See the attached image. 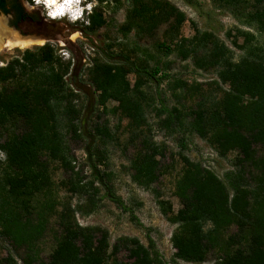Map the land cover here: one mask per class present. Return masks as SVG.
I'll list each match as a JSON object with an SVG mask.
<instances>
[{
	"label": "trees",
	"instance_id": "1",
	"mask_svg": "<svg viewBox=\"0 0 264 264\" xmlns=\"http://www.w3.org/2000/svg\"><path fill=\"white\" fill-rule=\"evenodd\" d=\"M212 1L264 35V0ZM0 7L5 14L13 13L12 25L21 17L34 19L21 0H14L9 8L6 0H0ZM186 20L185 12L168 0H134L121 32L124 36L133 31L138 36H152L168 25L158 50L164 55L176 52L199 70L216 69V83L228 85V89L220 97L207 94L201 84L188 89L185 80L173 78L169 65L162 68L155 62L152 66L150 59L156 58L148 50L142 51V59L126 54L121 63L95 60L88 69V80L97 92L92 124L97 144L92 155L96 166L103 164L106 153L101 145L116 140L110 116L127 119L135 135L133 142H139L130 159L132 180L146 189L158 182L166 148L147 130L150 102L143 90L153 79L158 87L156 111L161 128L196 134L221 157L237 153L224 178L181 154L183 168L176 181L181 207L173 212L169 202L159 201L163 214L176 225L171 238L176 249L173 261L264 264V42L257 41L253 32L237 28L234 35L232 30L227 32L232 38L228 45L194 22V34L184 37L180 31ZM89 21L84 28L88 33L103 27V10L95 8ZM233 48L242 51L237 60ZM71 67L72 62L58 55L51 43L25 50L0 66V149L4 153L0 159V240L12 248L0 258V264H18L16 257L22 264H165L151 236L147 245L129 236L112 243L107 229L83 226L77 220V213H91L108 198L139 222L117 194L112 173L104 170L89 178L83 170H76L72 143L83 140L82 109L78 92L67 80ZM130 74L135 75L133 84ZM163 85L174 93H197L195 105L169 106ZM181 143L185 145L184 139ZM55 163L68 174L64 186L86 204H61L52 178ZM102 190L104 194L99 196ZM52 216L58 227L56 247L45 262L39 242ZM231 225L237 231L227 234Z\"/></svg>",
	"mask_w": 264,
	"mask_h": 264
},
{
	"label": "rangeland",
	"instance_id": "2",
	"mask_svg": "<svg viewBox=\"0 0 264 264\" xmlns=\"http://www.w3.org/2000/svg\"><path fill=\"white\" fill-rule=\"evenodd\" d=\"M133 1L120 0L100 4L98 0H95L96 6L93 8V12L95 8L103 10L106 24L94 33H88L84 29L88 23L82 21L72 23L67 16L52 19L47 16L43 5L29 10L21 0L26 12L32 15L34 19L22 23L19 31L23 34L36 35L34 37H39L38 39H42V42L27 48L3 46L0 49V66L6 65L8 61L25 50H35V48L46 43H51L58 55L72 62L67 80L79 95L78 104L82 109L81 132L83 134V140L72 143L76 156V170H83L84 175L89 178L94 175L98 176L104 170L112 173L111 182L117 194L122 196L126 204L133 209L134 215L139 220V222L135 220L130 212L123 211L108 198H103L95 211L88 214L77 213L78 222L83 226H98L107 229L112 243H115L120 237L129 236L136 237L147 245L148 236H151L165 264H168L169 261H172V264H179V262L173 261L175 251L171 241L176 225L171 223L163 214L159 201L169 202L173 212L181 207L180 200L176 195V181L183 168L181 154L193 161L201 162L204 166L215 171L221 178H224L225 173L232 169L237 153L232 151L226 157H221L214 147L196 134L183 131L170 132L161 128L156 111L158 87L153 79H149L143 87L150 102L146 108L147 130L157 143L166 148V157L162 162L163 173L158 182L153 184L150 189H146L132 180L130 159L135 154L139 142H133L135 135L129 130L127 119L122 120L110 116L109 119L116 140L105 146L101 145L106 153L105 161L96 166L92 149L97 144V138L92 131V124L95 120L97 92L88 80V69L95 60L110 63L124 62L123 58L126 54L134 59L137 56L142 59V51L148 50L156 58L155 60L150 59L152 66L155 62L161 63L162 68L169 65L168 69L173 78L185 80L189 84L188 89L194 90L197 84H201L202 89L207 94L220 97L223 91L228 89V85H223L221 82L216 83L215 80H218L216 69L199 70L194 67L191 60H182L176 52L164 55V52L159 51L157 44L164 40L162 34L168 25L161 26L152 36H138L134 31L128 36H124L121 32V26L126 20L127 11L131 8ZM168 1L185 12L187 16V20L180 31L184 37H191L194 34V22L200 29L217 34L228 45H231L232 38L227 36V32L232 30L234 35L237 28L253 32L258 38L257 41L264 42V35L256 31L255 26L237 20L231 10L214 5L212 0ZM28 2L31 4L32 0H28ZM0 19L5 22L8 28L11 27L7 16L0 13ZM85 19L89 20L87 13H85ZM242 42L243 39L240 36L239 43ZM233 49L235 50L234 59L237 60L242 55V51ZM63 53H67V57L62 55ZM129 78L133 84L135 75L130 74ZM161 88L166 103L171 107L189 108L195 105L198 98L195 92L189 93L188 96L181 90L174 93L166 85L161 86ZM182 139L185 142L184 146L181 143ZM0 159H4V153L1 149ZM52 171V178L61 204L68 202H71L73 206L78 202L86 204L83 198L79 195H73L64 186L68 174L58 164L52 165ZM96 184L103 188L101 183L97 182ZM103 194L104 191L102 190L99 196ZM57 230L56 217L52 216L47 231L39 242L41 258L45 262H48L51 252L56 247ZM236 231L235 225L226 229L227 234ZM11 249L7 242L0 240V258L6 257ZM121 258L126 259V252L121 254ZM16 259L18 264H22L18 257Z\"/></svg>",
	"mask_w": 264,
	"mask_h": 264
},
{
	"label": "clouds",
	"instance_id": "3",
	"mask_svg": "<svg viewBox=\"0 0 264 264\" xmlns=\"http://www.w3.org/2000/svg\"><path fill=\"white\" fill-rule=\"evenodd\" d=\"M23 3L29 10L43 5L48 17L57 19L67 16L72 23L77 21L90 23L89 20L85 19V13L90 16L96 6L95 0H32L31 4L28 0H23ZM67 55L65 53V57Z\"/></svg>",
	"mask_w": 264,
	"mask_h": 264
},
{
	"label": "bare ground",
	"instance_id": "4",
	"mask_svg": "<svg viewBox=\"0 0 264 264\" xmlns=\"http://www.w3.org/2000/svg\"><path fill=\"white\" fill-rule=\"evenodd\" d=\"M41 40L20 36L15 30L8 28L5 22L0 19V49L3 46L27 48L36 43H41Z\"/></svg>",
	"mask_w": 264,
	"mask_h": 264
},
{
	"label": "flooded vegetation",
	"instance_id": "5",
	"mask_svg": "<svg viewBox=\"0 0 264 264\" xmlns=\"http://www.w3.org/2000/svg\"><path fill=\"white\" fill-rule=\"evenodd\" d=\"M12 4H14V0H6V8H9L10 7V5H12ZM0 13L1 14H4L5 16H7L8 18H9V22H10V24H11V22H12V20L14 19V17H13V13H10V14H5V13H3V10L1 9V7H0ZM33 18V17H32ZM28 20H31V19H27V17H21L20 19H19V21H15L14 22V24L15 25H12L11 24V27H9V28H11V29H13V30H15L20 36H21V34H20V25L22 24V23H25L26 21H28ZM23 34V33H22ZM25 35H27V34H25ZM23 37V36H22ZM27 38H39V37H34V36H32V37H27Z\"/></svg>",
	"mask_w": 264,
	"mask_h": 264
},
{
	"label": "built area",
	"instance_id": "6",
	"mask_svg": "<svg viewBox=\"0 0 264 264\" xmlns=\"http://www.w3.org/2000/svg\"><path fill=\"white\" fill-rule=\"evenodd\" d=\"M62 55H65V53H63ZM174 251H176L175 248H174ZM177 262H179V264H191L189 262H185V261H182V260H178ZM172 263H173L172 261L168 262V264H172ZM200 264H213V261H206V262H203V263H200Z\"/></svg>",
	"mask_w": 264,
	"mask_h": 264
},
{
	"label": "water",
	"instance_id": "7",
	"mask_svg": "<svg viewBox=\"0 0 264 264\" xmlns=\"http://www.w3.org/2000/svg\"><path fill=\"white\" fill-rule=\"evenodd\" d=\"M20 34H21L22 36H24V37L36 36V35H29V34L25 35V34H22L21 32H20Z\"/></svg>",
	"mask_w": 264,
	"mask_h": 264
}]
</instances>
